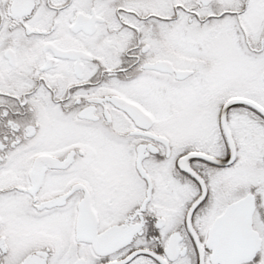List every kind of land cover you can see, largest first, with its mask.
Wrapping results in <instances>:
<instances>
[{
  "label": "snow or ice",
  "instance_id": "6c2138e0",
  "mask_svg": "<svg viewBox=\"0 0 264 264\" xmlns=\"http://www.w3.org/2000/svg\"><path fill=\"white\" fill-rule=\"evenodd\" d=\"M0 264H264V0H0Z\"/></svg>",
  "mask_w": 264,
  "mask_h": 264
}]
</instances>
